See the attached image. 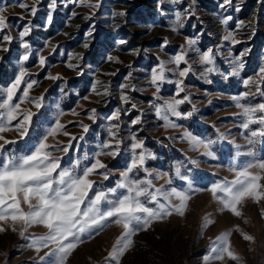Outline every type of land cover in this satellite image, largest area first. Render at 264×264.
Returning <instances> with one entry per match:
<instances>
[{
	"label": "rangeland",
	"instance_id": "1",
	"mask_svg": "<svg viewBox=\"0 0 264 264\" xmlns=\"http://www.w3.org/2000/svg\"><path fill=\"white\" fill-rule=\"evenodd\" d=\"M51 4L52 0H0V15L6 20V27L0 29V100L23 68L24 81H36L29 98L41 102L39 108L28 102L21 104V111L32 113L23 139L14 129L0 133L15 141L4 145V154L30 153L57 123L64 127L48 136L47 143L71 145L67 153L53 152L65 168L80 159L82 169L93 162L102 144L115 145V140H119L115 157H99L107 166L99 171H106L109 179L90 177L97 188L108 189L115 187L130 165L132 144L143 142V151L154 157L145 161V167L154 174L148 177L154 186L174 187L178 191H189L191 187V198L183 216L173 213L133 236V246L120 264H204L203 257L212 242L227 232L231 233L229 243L239 255L240 264H264V200L245 201L239 207L242 216L236 217L221 210L222 205L206 191L218 180L233 178L228 168L237 150L231 141L241 145L242 152L251 148L258 158H264V140L247 145V133L239 127L241 110L232 100L247 93L242 104L264 103V74L260 73L264 67V0H231L230 4H225V0H56L55 7ZM177 12L181 13L182 26L176 23ZM225 19L227 24L222 23ZM25 28L29 29L28 34L21 39ZM229 32L232 39L225 40ZM5 36L11 40H4ZM188 40L195 43L189 47ZM182 50L185 60L179 69H190L184 77L179 76L178 70L173 71L177 67L174 63H168ZM208 50H212L211 65L202 64L199 59ZM25 55L28 59L22 60ZM161 62H165L166 79L158 81L157 92L151 79L153 69L159 70ZM209 67L212 72L206 71ZM177 81L183 88L179 94ZM25 86L21 84L14 102H19ZM185 96L188 100L177 106L181 116L165 113L176 127L165 128L156 106ZM117 113V118L111 119ZM82 125L88 126L86 133ZM251 127L255 130L258 126ZM65 131L69 135H64ZM185 132L211 141L209 150L217 159L202 155V147L191 150ZM221 133L224 139H220ZM140 151L136 149L137 154ZM85 156L89 159H83ZM249 159L240 156L238 163ZM192 160L199 163L194 165ZM155 174L163 178L155 179ZM133 175L136 179L145 178L143 171L134 170ZM205 218L212 223L202 227ZM2 226L6 230L0 232V264H50V259H54L40 260L49 249L37 253L28 247L30 240L20 237L19 225L16 231L10 221ZM237 227L240 231L235 230ZM121 231L113 224L84 238L66 264H106L105 258ZM44 232L43 227L34 226L26 236ZM242 233L253 236L254 241H245ZM211 264L236 262L226 257Z\"/></svg>",
	"mask_w": 264,
	"mask_h": 264
},
{
	"label": "snow or ice",
	"instance_id": "2",
	"mask_svg": "<svg viewBox=\"0 0 264 264\" xmlns=\"http://www.w3.org/2000/svg\"><path fill=\"white\" fill-rule=\"evenodd\" d=\"M173 2H178V0H173ZM230 3L231 0H225V4ZM55 4L56 0H52L51 7H55ZM20 6L24 7V5ZM32 13H35V8L32 9ZM175 20L178 25L182 26L181 13H176ZM227 22V19L222 21L225 24ZM4 27H6V20L0 15V29ZM175 30L173 28V31ZM28 31L29 29L25 28L20 33L21 39L28 34ZM224 39H232V33L229 32ZM4 40L10 41L11 37L5 36ZM194 43L193 40L187 41L189 47ZM23 47L27 48L28 45L24 44ZM27 59V55L22 57V60ZM199 59L200 63L211 65L213 63L212 50L201 54ZM184 60L185 53L182 50L173 60L168 61V63H174L177 66L173 71L178 70L180 77H184L190 70L189 68L179 69L180 63ZM40 63L41 65L45 63L43 58ZM242 66L240 64V67ZM206 71L212 72L213 69L209 67ZM260 73L264 74V67H261ZM24 75V70L21 68L20 74L17 75L13 84L3 95V99L0 100V110L3 111V115L0 116V133L14 129L21 139L27 135L32 117V113L26 109L21 111V104L28 102L36 108L41 106L39 99L29 98V90L36 81L25 82ZM50 78L55 79L56 77ZM165 79V62H161L159 70L153 69L151 79V83L156 85L157 92L159 91L158 81L164 82ZM22 83H25L26 86L18 98L19 102H14L16 92ZM253 83L255 82L253 81ZM247 84L249 81L246 80L245 85ZM176 86L177 94L179 91H183L179 81ZM256 90L260 92L259 86ZM261 94L264 95V92ZM246 96L247 93L244 96L232 97V100L235 107L241 110L239 115L243 119L239 127L247 133L246 136H244V132L241 135L246 139L247 145L253 146L258 140H264V103L254 106L242 104L241 100ZM121 99L126 101L127 97L121 96ZM186 100H188L187 96L182 100L174 99L162 106H156V114L164 120L165 128L176 127L175 124L169 123V117L165 113L176 117L181 116V113L177 111V106ZM191 114V112L188 113L189 116ZM117 116L118 113L111 119H116ZM89 119H94V116H90ZM138 120L139 118L132 123L135 124ZM13 121H16L15 125H13ZM252 125L258 127L253 130ZM63 127L57 123L56 127L49 130L48 136H54ZM81 127L85 133L88 131L87 125ZM63 134L69 135L66 131ZM48 136L41 140L30 153L17 156L4 154V145L15 143V141L7 140L3 135H0V141H3L0 143V232L6 230L2 226L6 222H11L13 231H16L17 225H19L20 237L30 240L28 247L37 253L43 249H49L44 256L40 257V260L43 261L45 257H54V259H50V264H66L68 256L83 242L84 238L99 234L105 228L115 224L122 231L112 244L105 261L106 264H111L112 261H115V264H120L123 255L133 246V236L141 231H146L153 222L163 221L173 213L184 215L187 201L191 198L189 195L191 187H189V191H178L174 187L165 188L163 185L155 187L153 180L148 178L154 174L145 167V161L154 159V157L151 153L143 151V142L132 144L133 158L128 168L121 173L115 187L101 189L96 187V181L90 177L99 175L103 180L109 179L106 171H99L107 167L99 157H115L118 154L120 141L115 140V145L109 142L102 144L101 150L95 153L93 162L82 169L80 159H77L71 167L65 168L61 166L60 158L54 156L53 152L67 153L71 145L64 147L50 145L47 143ZM184 137L187 138L191 150H198L202 147L204 149L202 155L212 160L217 159L209 150L211 141L205 142L196 139L189 136L187 132L184 133ZM224 138V134L221 133L220 139ZM71 139L74 140L76 137ZM80 139L83 137L81 136ZM112 139H115L114 135ZM231 143L237 150L228 168V172L233 178L218 180L206 191L210 192L213 199L222 205L221 210H227L233 216L241 217L242 212L239 207L245 201L251 199L254 203H259L264 200V183H262L264 181V158H258L251 148L247 152H242L241 145L235 144L234 141ZM105 149L108 151H104ZM136 149H141V151L137 154ZM240 156H248L250 159L247 162L238 163ZM83 159L89 158L85 156ZM190 162L194 165L199 163L196 160ZM134 170L143 171L145 178L136 179L133 175ZM176 173L180 174L179 167L176 168ZM161 178L163 177L160 174H155V179ZM182 178L187 180V177ZM167 183L170 184L171 181L168 180ZM195 191L201 190L196 189ZM174 200L179 203H173ZM149 205H153V207ZM261 216L264 217V210H262ZM209 223L212 221L205 218V224L202 227ZM245 223H247L246 220ZM34 226L43 227L44 234L26 236L28 229ZM235 230L240 231L238 227ZM230 234V232L222 233L216 237L208 253L203 257L204 264H211V261L214 260L223 261L226 257L236 264H240L239 255L232 250L229 243ZM242 238L248 242L254 241L253 236L243 233Z\"/></svg>",
	"mask_w": 264,
	"mask_h": 264
}]
</instances>
